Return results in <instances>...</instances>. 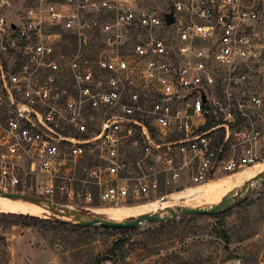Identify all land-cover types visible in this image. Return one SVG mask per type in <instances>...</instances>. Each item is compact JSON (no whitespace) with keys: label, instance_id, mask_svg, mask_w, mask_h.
Wrapping results in <instances>:
<instances>
[{"label":"built area","instance_id":"obj_1","mask_svg":"<svg viewBox=\"0 0 264 264\" xmlns=\"http://www.w3.org/2000/svg\"><path fill=\"white\" fill-rule=\"evenodd\" d=\"M261 22V0H0V192L94 212L254 165Z\"/></svg>","mask_w":264,"mask_h":264},{"label":"rangeland","instance_id":"obj_2","mask_svg":"<svg viewBox=\"0 0 264 264\" xmlns=\"http://www.w3.org/2000/svg\"><path fill=\"white\" fill-rule=\"evenodd\" d=\"M261 9L262 22L256 31L257 76L251 85L261 100L255 125L259 131L254 147L255 164L223 177L221 180L231 182L221 196L196 195L179 199L190 190H205L207 182L167 194L165 202L161 199L149 201H161L165 205L157 212L169 207L215 205L264 172V0H261ZM242 172L251 175L235 181L233 175ZM95 204L97 209L115 208L99 202ZM46 213L35 217L5 212L0 207V264H260L264 256V186L255 188L235 207L219 216H179L163 223L142 224L132 231L76 229L70 225L74 224L70 218L58 217L49 209ZM79 213L108 219L95 211ZM9 214L31 216L43 222L25 223ZM57 222H67V225ZM117 240H122L123 245L110 255L108 251Z\"/></svg>","mask_w":264,"mask_h":264},{"label":"water","instance_id":"obj_3","mask_svg":"<svg viewBox=\"0 0 264 264\" xmlns=\"http://www.w3.org/2000/svg\"><path fill=\"white\" fill-rule=\"evenodd\" d=\"M264 186V172L258 174L235 193H229L217 204L208 207L187 208L175 207L168 208L164 212L143 214L138 217L128 218L122 221H113L103 217H87L79 212L59 208L56 204L41 198H34L18 194H6L0 192V197L10 200H22L31 204H46L49 211L61 218H70L71 221L82 228H100L107 230H131L138 228L142 224H156L175 219L179 216L207 215L214 216L224 213L235 207L255 188ZM163 199V198H162Z\"/></svg>","mask_w":264,"mask_h":264},{"label":"bare ground","instance_id":"obj_4","mask_svg":"<svg viewBox=\"0 0 264 264\" xmlns=\"http://www.w3.org/2000/svg\"><path fill=\"white\" fill-rule=\"evenodd\" d=\"M254 172V171H253ZM252 173V172H251ZM250 173L242 172L236 175H233L235 177V181L241 180L247 176H250ZM225 178V177H224ZM223 179V178H221ZM213 180L209 181L207 183L205 190L202 189H193L182 196L179 197V199L182 198H194L196 195L197 196H205V195H223L225 193L224 190H226L227 186L230 184L231 181L229 180ZM233 180V179H232ZM234 181V182H235ZM200 190V191H199ZM0 207L3 211L5 212H11V213H23V214H29L31 216L35 217H42L48 211V207L36 205V204H31L28 202H24L22 200H10L7 198H2L0 197ZM162 202H165V197L161 199ZM161 201H153L149 202L146 204H137L133 206H124V207H117V208H106V209H96L95 212H99V214L107 217L109 220L113 221H122L125 218H133V217H138L143 214H151V213H158L157 211L161 208H164V204L161 203ZM19 202H24L25 204H21ZM47 206V205H46ZM173 208V207H169ZM43 209L47 210L44 211ZM168 209V208H166ZM159 211V212H164L166 211Z\"/></svg>","mask_w":264,"mask_h":264},{"label":"trees","instance_id":"obj_5","mask_svg":"<svg viewBox=\"0 0 264 264\" xmlns=\"http://www.w3.org/2000/svg\"><path fill=\"white\" fill-rule=\"evenodd\" d=\"M222 214V213H221ZM221 214H218V215H214V216H219ZM9 215H12V217H16L17 219H20V220H23V222H28V223H31V224H38V223H42L43 220L41 219H38V218H35V217H31V216H24V215H17V214H9ZM58 224H60L61 226H64V225H67V222H57ZM71 226H73L74 228L76 229H81L82 227L76 225V224H70ZM136 229V228H135ZM104 230H107V229H104ZM134 229H131V230H123V231H132ZM122 240H117L114 244H113V247L108 251V253L110 255H113V253L120 249L121 246L123 245V243L121 242ZM227 241V240H226Z\"/></svg>","mask_w":264,"mask_h":264}]
</instances>
